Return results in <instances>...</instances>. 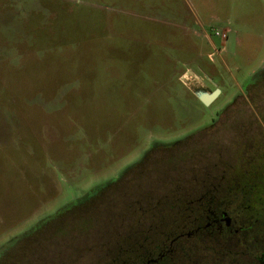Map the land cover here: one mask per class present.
Here are the masks:
<instances>
[{
  "label": "rangeland",
  "instance_id": "1",
  "mask_svg": "<svg viewBox=\"0 0 264 264\" xmlns=\"http://www.w3.org/2000/svg\"><path fill=\"white\" fill-rule=\"evenodd\" d=\"M263 68L264 0H0V252L154 142L225 112L26 240L10 263L107 264L128 232L111 209L142 191L167 208L174 186L185 197L192 175L264 140V77L248 84ZM216 88L208 107L194 95Z\"/></svg>",
  "mask_w": 264,
  "mask_h": 264
},
{
  "label": "flooded vegetation",
  "instance_id": "2",
  "mask_svg": "<svg viewBox=\"0 0 264 264\" xmlns=\"http://www.w3.org/2000/svg\"><path fill=\"white\" fill-rule=\"evenodd\" d=\"M253 77L257 80L262 79L264 77V68ZM225 115H227L225 112L219 113L220 120L218 124L223 122L221 117ZM213 123L214 120L210 125ZM260 141L254 143L248 150H264V140ZM179 146L181 145L177 147ZM156 147L157 145H152V148ZM149 149L143 153L141 159L127 165L120 175L95 187L92 191L80 197V199L70 202L59 209L57 213L45 217L32 230L14 239L12 244L17 246L22 237L39 233V229L47 226L43 223L44 220H65L68 215H75L77 212L87 210L84 207L74 208L71 205L98 201L100 196H102L100 194L104 190L118 184L119 181L127 178L128 174L137 171L144 165L149 156ZM235 151L237 156H234L236 159L232 164L226 165L223 161H220L217 163V171L214 172V169L213 171H208L207 168L209 167H207L201 172L202 174L199 177L198 175H196L197 177L192 175V188L187 189L186 185L187 190L183 194L186 195L185 197H177L176 195H179L178 189L180 188L174 186L171 195L175 197H173V208L171 209L161 207L160 200L155 197L158 193L151 194L144 191L138 194L139 196L136 197V200L135 198H130L131 202L128 200L126 207L111 209L116 216L126 219L124 225H126L125 228H127L128 232L122 241L120 249L107 264L119 261H123L126 264H160L166 258L167 253L172 264H178V260L182 264H241V238L242 233L248 231V226L242 223L241 210L238 206V195H264V191L252 193L225 191L226 186L231 188L230 184L232 183L229 182L225 185L227 182L226 178L234 177L235 174L232 169H235L241 163L237 152L242 150L237 149ZM220 167L221 169H219ZM177 182L178 178L176 177L172 183L177 184ZM205 184L207 185L204 186ZM209 187L212 191L205 193L204 189L207 190ZM146 195L154 196L148 201ZM182 205H185V207H182ZM182 212H185L184 216L181 215ZM165 215H169L170 219L168 224L167 222L164 224L168 227L162 231L161 218ZM113 226L124 228V226L121 225V227L117 224ZM250 226L252 228L253 225L251 224ZM162 232L168 233L169 240L162 239ZM3 251L1 250L0 254ZM17 251L18 249L13 258L17 257ZM259 260L260 264H264V253ZM253 263L250 262V264Z\"/></svg>",
  "mask_w": 264,
  "mask_h": 264
},
{
  "label": "trees",
  "instance_id": "3",
  "mask_svg": "<svg viewBox=\"0 0 264 264\" xmlns=\"http://www.w3.org/2000/svg\"><path fill=\"white\" fill-rule=\"evenodd\" d=\"M257 79L255 77L251 78L248 81V84L255 83ZM252 81V82H251ZM250 82V83H249ZM248 84L245 89L247 88ZM256 84H253L252 87L255 88ZM249 92V91H248ZM221 111L220 113H222ZM220 120V116L218 114L217 119L214 120V123L212 125H208L207 127L201 128L196 133L172 142V143H163V142H154L152 145H157L156 148H151L148 151V157L151 156L153 152H156L158 150H172L174 148H177L178 145L185 144L186 141L191 139L192 137L196 136L197 134H203L208 129L215 127L218 125V122ZM238 157L241 161L240 165L237 166L235 169L233 168V173L235 174L234 177H227V182L225 185H227L229 182H232L230 185L231 188H228L226 186L225 191H237L240 193H252V192H260L264 191V150H242L239 151ZM148 159V158H147ZM228 176V175H227ZM233 178V179H231ZM207 183V182H206ZM205 184L204 186H206ZM212 185V184H210ZM205 193L207 191H212L211 188L204 189ZM238 206L241 210V219L242 223L248 226V231L242 233V247L240 252L241 257V264H250V262H257L256 264H260L259 258L264 253V195H238ZM91 204L89 202H83L79 205H71V207L77 208V207H88V205ZM182 207H185V205H182ZM173 208L172 203L167 206V209ZM181 215H185V212H182ZM70 216V215H69ZM67 217V216H66ZM212 218V216H210ZM161 222L163 224V230L166 229V222L169 223L170 216L165 215L162 216ZM63 220H44L43 223H45L47 226L43 227L42 229H39V232L45 231L46 228L52 224H59ZM49 222V223H48ZM87 224V223H84ZM253 225L252 228L250 225ZM165 234L167 235L165 237ZM37 234L29 235L22 237L21 241L18 243L16 247H11L9 249H5L2 254H0V264H10L12 262V259L15 255V252L20 246L28 239H32L31 242H33V238L37 237ZM162 239L169 240L168 233L162 232ZM213 239V238H211ZM29 241V240H28ZM26 244V243H25ZM1 253V252H0ZM113 264H126L123 261L115 262ZM132 264V263H131ZM160 264H172L170 261L169 254L167 253V256L164 260L160 262ZM178 264H182L180 260H178Z\"/></svg>",
  "mask_w": 264,
  "mask_h": 264
},
{
  "label": "water",
  "instance_id": "4",
  "mask_svg": "<svg viewBox=\"0 0 264 264\" xmlns=\"http://www.w3.org/2000/svg\"><path fill=\"white\" fill-rule=\"evenodd\" d=\"M194 95L204 105L210 106L220 95V91L216 88L213 92L196 91Z\"/></svg>",
  "mask_w": 264,
  "mask_h": 264
},
{
  "label": "built area",
  "instance_id": "5",
  "mask_svg": "<svg viewBox=\"0 0 264 264\" xmlns=\"http://www.w3.org/2000/svg\"><path fill=\"white\" fill-rule=\"evenodd\" d=\"M228 32L227 31H219L217 29L213 30V36L215 38H219L221 42H225L228 38L227 36ZM220 51H224V49H221Z\"/></svg>",
  "mask_w": 264,
  "mask_h": 264
}]
</instances>
